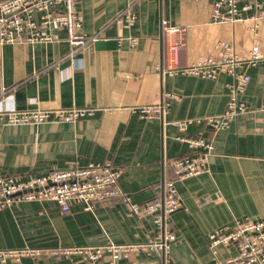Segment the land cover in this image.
<instances>
[{"label": "crops", "instance_id": "0c3cea01", "mask_svg": "<svg viewBox=\"0 0 264 264\" xmlns=\"http://www.w3.org/2000/svg\"><path fill=\"white\" fill-rule=\"evenodd\" d=\"M2 1V0H0ZM212 0H77L82 32L96 36L74 49L58 31L54 43L0 46V101L4 111L86 109L90 116L73 122L7 124L0 117V177L84 167L111 160L119 169L118 186L133 203L160 199L164 183L174 179L170 162L193 151L175 140L174 122L216 116L227 98V74L205 79L161 70V20L186 28L180 66L208 56L221 46L242 61L252 52L264 57V18L212 23ZM245 0H237L240 7ZM133 5L134 24L120 28L114 17ZM249 15L250 12H242ZM115 40L102 47L97 41ZM133 40L134 42H132ZM249 81L240 99L246 112L227 129L211 132L190 124L183 134L212 141L203 172L174 182L181 206L168 217L173 233L166 261L162 255H132L121 264H208L206 236L247 217L264 218V64L246 67ZM175 96L158 118H140L141 106ZM151 216L133 218L117 199L84 211L70 204L65 213L44 200L0 209V250L94 246L106 242L142 243L154 236ZM218 247L217 257L234 254ZM12 264V263H4ZM20 264H89L69 260L23 258ZM105 264V262H101Z\"/></svg>", "mask_w": 264, "mask_h": 264}, {"label": "built area", "instance_id": "2783aa9c", "mask_svg": "<svg viewBox=\"0 0 264 264\" xmlns=\"http://www.w3.org/2000/svg\"><path fill=\"white\" fill-rule=\"evenodd\" d=\"M77 0H2L0 1V46L3 44L54 43L60 39L58 31L64 32L63 40L74 49L83 47L96 36H85L82 32L81 15L75 7ZM209 7V20L212 23L241 22L246 19L256 21L264 18V0H245L238 7L237 0H212ZM242 12H250L244 15ZM133 5L128 4L118 13L113 22L120 28H129L134 24ZM162 63L161 70L169 76L176 74L214 79L220 74H227V98L223 112L216 116L192 118L174 122L178 130L175 140L185 142L193 151L189 155L178 156L170 162L174 179L164 183L160 199L133 203L130 196L122 193L118 186L119 169L111 160L101 163H89L84 167H71L50 170L39 175H31L24 180L12 176L0 177V209L11 208L20 202L44 200L56 204L58 211L65 213L70 204H79L84 211H90L94 205L119 200L136 220L151 216L155 227L154 236L142 243L106 242L94 246H75L51 248H24L0 250V264L10 262L20 264L21 259L29 257L81 258L89 264H121L135 254L143 256L162 255L166 261L173 233L167 221L168 217L181 206L174 182L203 172L213 145L212 141L200 136L183 134L190 124H204L209 131L218 132L227 129L230 121L247 111L248 106L240 99L245 85L249 81L246 67L259 62L264 64V57L252 52L242 61L231 54L228 44L221 46L219 57L208 56L188 66H180L179 49L182 45L186 28L182 25H170L161 20ZM134 42L133 40H131ZM175 98L165 94L157 104L141 106L140 118H158L168 109L169 100ZM264 108V93L262 98ZM92 110L56 109L4 111L0 101V117L7 124H39L45 121L73 122L80 117L90 116ZM230 228L213 229L206 236L210 256L208 264H264V218L245 217L235 220ZM232 246L234 254L219 259L218 247L225 249Z\"/></svg>", "mask_w": 264, "mask_h": 264}, {"label": "water", "instance_id": "95a60500", "mask_svg": "<svg viewBox=\"0 0 264 264\" xmlns=\"http://www.w3.org/2000/svg\"><path fill=\"white\" fill-rule=\"evenodd\" d=\"M115 40H105V41H97L96 42V45L99 46V47H102V46H105V45H108V44H114Z\"/></svg>", "mask_w": 264, "mask_h": 264}]
</instances>
